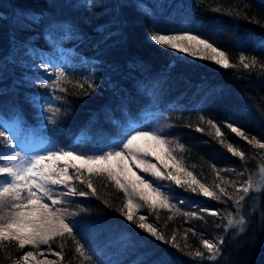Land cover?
<instances>
[{"label": "trees", "instance_id": "obj_1", "mask_svg": "<svg viewBox=\"0 0 264 264\" xmlns=\"http://www.w3.org/2000/svg\"><path fill=\"white\" fill-rule=\"evenodd\" d=\"M157 30L197 34L226 52L236 67L225 69L210 59L161 46L150 38ZM18 49L37 60L20 58ZM60 54L70 62L57 60ZM241 55L255 57L257 65L243 69ZM89 65L98 69L89 74ZM261 65L264 0H0V130L13 120L25 138L29 132L40 133L59 148L98 153L128 130L144 128L149 109L157 104L179 132L187 169L201 183L221 184L233 197L216 200L186 192L199 205L188 221L164 209H148L149 221L166 243L130 224L126 211H117L125 198L106 176L91 178L95 195L77 182V190L89 194L64 197L58 207L74 213L68 219L76 241L93 259L82 261L75 241L65 238L51 244L57 252L64 244L63 264H249V257L264 246V149L225 125L232 123L251 140L255 136L264 143ZM57 69L71 81L62 84L65 92L42 87L53 84ZM78 83L84 88L76 87ZM49 106L58 107L59 113L53 117ZM209 120L220 127L223 144ZM228 144L244 152V159L233 156ZM249 181L250 191L238 211L234 200L243 193L236 188L249 186ZM210 209L221 215H210ZM229 214L244 217V231L227 227ZM173 235L179 248L171 241ZM221 237L220 254L207 259L202 240L215 243ZM24 249L0 245V264H13ZM197 250L205 259L186 254ZM251 264H264V249Z\"/></svg>", "mask_w": 264, "mask_h": 264}, {"label": "snow or ice", "instance_id": "obj_2", "mask_svg": "<svg viewBox=\"0 0 264 264\" xmlns=\"http://www.w3.org/2000/svg\"><path fill=\"white\" fill-rule=\"evenodd\" d=\"M150 38L161 46L181 53L201 59H210L225 69L236 67L229 60L226 52L214 46L209 40L187 30L178 34H165L157 30L151 34ZM238 62L245 70L254 68L258 63L255 57L249 60L244 55L239 57ZM261 69L264 70V65H261ZM55 77L52 85L42 84V87H52L60 92L67 91L62 84L71 83V81L67 80L64 70L57 69ZM76 87L83 89L84 84L78 83ZM88 88L95 91V85L92 83H88ZM52 99L53 97H49L47 102L51 104ZM54 99L60 100L61 97L56 96ZM36 103L39 105L38 101ZM47 111L54 117L60 109L49 106ZM207 123L215 129V136L223 144V133L220 127L211 120ZM225 126L236 136L248 139L240 127L232 123H227ZM197 131H203V129L197 128ZM15 139L8 131L7 125L4 126V130H0V140L4 142V147L12 150L10 153L0 154V245L5 247L14 244L21 250L25 246L39 250L41 245H47L51 251L53 242L71 238L75 241V253L78 257L82 261H92L93 258L88 254L85 245L76 241L74 224L68 219L74 213H69L67 209L58 207V205L65 203L64 197H83L89 194L85 191H78L77 182L86 185L87 189L91 190V194L95 195L96 189L91 179L93 176H106L117 189L123 192L125 203L117 211L121 215H125L126 211L125 218L130 224H134L156 240L166 243L169 241L165 239L157 226L146 222V216L141 215L139 220L134 219L136 213L143 207L152 210L172 211L175 209V204L171 202L173 194L165 191L163 186L157 184L156 181H168L185 192L216 200H222L225 197L233 200L221 184L209 186L201 183L193 172L187 169L183 159L177 155V152L183 151V146L177 144L174 147L172 141L159 130L132 128L119 140L111 142L108 145L109 150L94 154L79 153L75 149L58 148L27 156L22 155V150H16ZM252 141H255L259 148L264 149V143L256 140L255 136L249 143ZM227 149L233 156L244 159L245 153L231 144L227 145ZM150 157L158 163H153ZM138 172L147 174L152 179H146ZM85 173H87V178H85ZM182 175L187 179H181ZM222 183L227 184L228 182L222 180ZM61 188L64 190H60ZM210 188L218 189L219 192L210 190ZM250 188V181L249 186L236 188L238 194L243 193L234 200L238 211L243 207ZM190 215L196 216L197 214L191 213ZM210 215L220 216L221 213L211 211ZM226 223L228 228H239L240 231H244L246 221L242 215L236 218L229 214ZM171 241L175 247L179 248V245L174 243L175 235L172 236ZM223 243V237L215 243L207 238L203 239L202 247L208 253L207 259L215 260L220 254V245ZM59 247L60 251L54 253L56 260L47 258L37 260L36 254L28 251L19 257L18 264H30V262L31 264H63L64 244L61 243ZM180 250L183 251V249ZM186 254L194 258L205 259L204 252L200 250Z\"/></svg>", "mask_w": 264, "mask_h": 264}, {"label": "rangeland", "instance_id": "obj_3", "mask_svg": "<svg viewBox=\"0 0 264 264\" xmlns=\"http://www.w3.org/2000/svg\"><path fill=\"white\" fill-rule=\"evenodd\" d=\"M176 52H179V51H176ZM18 53H19V57L22 59H28L31 61L37 60V57L35 56V54H33V53L30 54L24 49H18ZM179 53H181V52H179ZM182 54H185V53H182ZM56 59L59 61L61 59H66L67 62H70V58H68V57L65 58L63 56V54L58 55ZM95 69H98V67L89 65V67H88L89 72L88 73L93 74L92 71H94ZM145 121H146V125L142 129H144V130H159L170 141H172L174 147L177 144L181 145L179 132L177 130H175L172 121L167 117V115L161 110V108L157 104H152V107L149 109V113L146 116ZM5 123L9 124L8 131L11 133V135H13L16 138L14 140V143L17 144L16 150H22V155L32 156V155L41 154V153L47 152L49 150L59 148L58 146H56L51 141L50 138H48V136H44L43 134H40V133L35 134L32 132H29L25 138L19 133L20 131H18V129L14 128L15 127V121H13V120L8 121L7 120ZM128 131H130V130H128ZM247 140L250 141L251 138L248 137ZM260 143H263V142H260ZM66 150H68V149H66ZM11 151H12L11 149H7V148L3 147L0 150V154L10 153ZM76 151L79 153H82L79 150H76ZM89 154H94V153H89ZM177 155L179 157H181V151L177 152ZM149 159L152 160L153 163H158L155 161L154 158L150 157ZM133 170L138 171L136 169H133ZM261 171H262V169H261ZM262 172H264V171H262ZM138 174L144 175L146 179H152L151 177L147 176V174L139 173V172H138ZM181 179H187V177L182 175ZM156 183L159 185H162L163 189L165 191L173 194V198H172L171 202L173 204H175V206H176L175 209H173L172 211H169L167 209H164V210H166L168 213H171V214L180 215V216H182V218H184L187 221L190 220L193 216L190 214L196 213L198 206H199L198 202H197L198 201L197 198H195L194 196L188 195L186 192L177 190L176 186L174 184H171L168 181H156ZM60 190H63V189L61 188ZM122 194H123V192H122ZM123 196H124V194H123ZM124 198H125V196H124ZM205 198H207V197H205ZM181 201H183V203H181ZM148 209L149 208H147V207L141 208V210L136 213L135 217L139 218L141 215H144L147 217V223H151L149 221L150 214H149ZM210 211H215V210L210 209ZM186 213L189 215H185ZM41 246H44V245H41ZM28 251H33L37 256V260H43L45 258H47L49 260H53L54 258L51 255L53 253L57 252L55 249H51V251H49V249L45 248V247H40L39 250H36V249L29 250L28 248L25 247V249L22 252V255H23V253L28 252ZM18 260L19 259L15 260V262L13 264H18ZM30 264H31V262H30Z\"/></svg>", "mask_w": 264, "mask_h": 264}, {"label": "water", "instance_id": "obj_4", "mask_svg": "<svg viewBox=\"0 0 264 264\" xmlns=\"http://www.w3.org/2000/svg\"><path fill=\"white\" fill-rule=\"evenodd\" d=\"M264 249V246H260L250 257H249V264H251L252 260H253V257L255 254L259 253L261 250Z\"/></svg>", "mask_w": 264, "mask_h": 264}, {"label": "bare ground", "instance_id": "obj_5", "mask_svg": "<svg viewBox=\"0 0 264 264\" xmlns=\"http://www.w3.org/2000/svg\"><path fill=\"white\" fill-rule=\"evenodd\" d=\"M255 256V255H254ZM254 258V257H253Z\"/></svg>", "mask_w": 264, "mask_h": 264}]
</instances>
